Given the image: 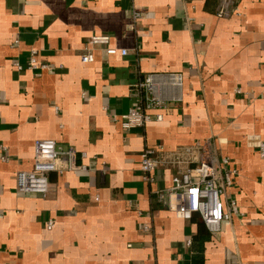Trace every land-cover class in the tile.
I'll list each match as a JSON object with an SVG mask.
<instances>
[{
    "label": "crops",
    "instance_id": "0c3cea01",
    "mask_svg": "<svg viewBox=\"0 0 264 264\" xmlns=\"http://www.w3.org/2000/svg\"><path fill=\"white\" fill-rule=\"evenodd\" d=\"M220 3L0 0V264H264V0H230L218 17ZM94 34L126 55L96 47L83 63ZM32 50L48 70L24 67ZM170 73L182 86L150 111L161 121L124 129L137 84ZM37 139L86 152L87 171L48 173L45 197L18 192ZM206 140L236 169L223 199L239 213L216 234L158 198L174 168L147 180L139 165L146 147L169 157Z\"/></svg>",
    "mask_w": 264,
    "mask_h": 264
},
{
    "label": "built area",
    "instance_id": "2783aa9c",
    "mask_svg": "<svg viewBox=\"0 0 264 264\" xmlns=\"http://www.w3.org/2000/svg\"><path fill=\"white\" fill-rule=\"evenodd\" d=\"M229 3L230 0H221L217 11L218 17L228 13ZM141 16L142 13L134 9L132 22L134 23ZM109 44V35L90 36L80 56L81 61L83 63L93 62L96 47H103L107 55H126V49H117ZM13 65L18 70L23 68V65L16 61ZM24 67L32 71L49 69L46 63L38 62L36 50L31 51ZM157 78H164L166 83L164 87H160L161 83L156 84ZM181 86L182 76L179 73L148 74L142 82L137 84L139 99L120 116L121 126L124 129H130L143 126L152 119L161 121L162 113H157L153 117L150 111L165 108L166 102L163 97H175ZM209 144V140H206L169 157L156 154V150L146 147L140 153L139 165L147 180L150 179V174L159 167L174 168L172 185L157 192L158 198L166 200L167 209L177 218L190 219L196 214L208 231L216 234L220 231L221 223L225 219L239 213L238 206L233 199L226 203L223 199L227 188L232 184L236 169L229 167L228 157L217 158ZM257 152L264 159V139L259 140ZM78 157H80L79 162ZM86 158L87 154L84 151L77 154L73 147H63L53 139H37L33 144L32 168L15 173L16 190L20 193H35L45 197L50 189L48 173L87 171V164L84 163ZM0 159L6 161L7 157L1 156ZM52 225L53 221H48L47 228L51 229Z\"/></svg>",
    "mask_w": 264,
    "mask_h": 264
}]
</instances>
